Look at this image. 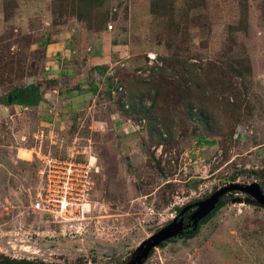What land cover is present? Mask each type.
<instances>
[{"label":"rangeland","instance_id":"rangeland-1","mask_svg":"<svg viewBox=\"0 0 264 264\" xmlns=\"http://www.w3.org/2000/svg\"><path fill=\"white\" fill-rule=\"evenodd\" d=\"M8 1L5 6L0 0L2 60L24 52V61L18 59L14 67L5 68L0 55V258L31 264H123L182 208L230 183L260 185L264 0L246 1L245 27L232 0H207L205 8L192 12L199 16L200 28L182 39L184 44L175 45L189 49L191 63L205 69L208 63H219L224 70L220 61L243 60L251 72L244 82L228 75L232 72L224 73V87L242 83L246 90L241 89V105L233 117L223 116L220 97L212 101L224 133L214 137L215 145L199 143L185 124L176 134L177 144L167 150L151 141L146 124L137 126L122 118L117 104V88L124 92L121 101L125 102V92L147 79L155 65L161 66V58L173 55L162 38L163 21L150 15V0H104L92 14L86 9L73 11L67 0L65 6L53 5L52 0ZM173 1L177 11L186 6L185 0ZM7 8L13 9L12 17L4 15ZM80 17L87 19L85 23ZM104 26L119 36L118 42H126L131 62L117 66L112 62V71L96 78L101 87L96 94L90 90L83 108L68 102L62 117L50 95L33 106L1 103L14 88L40 81V92L56 87L47 83L44 63L57 46L66 55L62 68L73 73L67 88L83 85L92 68L87 43ZM66 33L71 41L65 39ZM48 40L58 45L44 47ZM111 76L112 89L107 81ZM131 76L137 79L133 84H129ZM124 79L129 88L120 85ZM63 162L90 167L87 184L76 186L74 180L58 178L64 177L58 173ZM232 176L234 182L229 180ZM232 193L226 194L225 206L193 239H176L155 248L144 264H264V209L251 198L247 201V195ZM45 196L52 200L51 212L34 210ZM120 248V253H109Z\"/></svg>","mask_w":264,"mask_h":264},{"label":"trees","instance_id":"trees-1","mask_svg":"<svg viewBox=\"0 0 264 264\" xmlns=\"http://www.w3.org/2000/svg\"><path fill=\"white\" fill-rule=\"evenodd\" d=\"M52 1L53 5L59 4V6H65L66 3L65 0ZM232 1L237 2L240 8L239 20L241 26L245 27L247 24V0ZM8 2V0H5L4 5L8 6ZM67 2L70 3V8L73 11L86 9L90 10L88 11L89 14H92V11L97 7H101L100 5L104 0H67ZM206 2L207 0H185L186 6L177 11L175 9L176 3L173 0H150V15L163 21L162 25L165 35L163 34L162 38L165 41L167 40L165 46L168 50H171L170 52L173 54V57L161 58V66L155 65L152 74L147 79L139 80L140 83H135L134 85L139 86L134 87L135 89L133 90L130 88L131 91H128V94L125 92L128 99L125 102L121 101L124 92H121L122 90L119 91L118 88L116 89V92L119 94L117 103L119 105L118 110L122 118L133 122L137 126H142L143 123L146 124L151 141H154L156 145L163 144L165 150L177 144L175 140L176 134L179 129H183L185 124L188 125V130H190L192 135L196 136L195 139L199 143H206L210 146L215 145L216 140L214 137L220 133L224 135V133L222 132L221 122L215 119L213 113L215 112V107L211 103L220 97V100L217 102L219 107H223V116H236V112H239L238 109L241 105L239 104V95L241 89L246 90V86L242 83L234 84L229 82L227 85L229 87V93L225 94L224 90L228 89V87H224L225 77L228 72H232V74L228 75L235 76L234 78L238 77L241 82H244L246 74L251 72V68L243 60L220 61L221 63H225L224 70L222 66H219V63H208L209 69H205L200 63H191V55L188 48L175 46L184 44L185 41L182 39L186 38V36L190 38L200 28L198 24L200 18L199 16H192V12L199 8H205ZM3 13L7 18L12 17L13 9H4ZM78 20L85 23L87 19L80 17ZM104 28L105 26L99 29V31H102V29L105 30ZM55 43L52 40H48V43H45L44 47L54 45ZM0 55L2 60V55H4L2 50H0ZM13 59L17 60L14 61ZM18 59H21L22 62L24 61V52L11 57L10 61L2 60V66L12 68ZM227 69L228 71H226ZM107 71L108 67L101 65L92 67L88 71V79L95 80V83L92 80L90 82L93 93L97 92L99 86V81L96 78L104 77ZM212 73L216 74L214 75ZM112 76L107 79L110 89L113 86ZM124 80L120 81V85L122 87L123 85H127L126 87L129 88L128 85L133 84L137 79L131 76L129 84L126 83L128 82L127 79ZM40 83L41 81L29 86L14 88L10 94L2 99L1 103L3 105L17 104L20 106H33L35 102L42 101V96L46 92L44 90L40 92L42 87ZM47 83L57 86V82L54 79L48 80ZM54 86L50 87L52 88ZM80 91L81 87L74 85L73 91H66L65 94L71 97L75 93H80ZM124 106L126 109H124ZM228 106L233 107L227 109ZM179 109H182V112ZM219 112L222 114L221 111ZM230 131L232 133V130ZM157 166H160L159 161L157 162ZM257 175L261 179L260 186L264 192V173H257ZM229 180L234 182L236 177L232 176ZM232 194H238V192H233ZM224 197L220 199L214 211L200 221L195 231H190L188 235L181 234V239H193L201 227L215 215L216 211L225 206L226 199ZM230 198L234 199L233 195ZM234 200L238 201L241 199L235 198ZM246 200L252 201L248 196ZM173 241L175 239H171L169 242ZM23 263L25 262L12 260L4 256L0 258V264Z\"/></svg>","mask_w":264,"mask_h":264},{"label":"crops","instance_id":"crops-1","mask_svg":"<svg viewBox=\"0 0 264 264\" xmlns=\"http://www.w3.org/2000/svg\"><path fill=\"white\" fill-rule=\"evenodd\" d=\"M110 30L100 31L97 35L95 36L93 35L87 43V47H88L87 50L90 52L89 60H90L92 67H95L98 65L107 66L108 71H112L111 69L114 68L112 67L113 65H111L112 62L116 63L115 66H117L118 64H122V63L125 65L131 62L129 61V59L131 58L130 55L129 54L126 55V52H127L125 49L126 42L124 40H120V42H118V40L116 39V36L118 38L119 36L115 35L114 32ZM65 39L68 41H71V38L68 37V33H66ZM57 45L58 44L55 43L53 46H57ZM80 45H82V42H80ZM60 50H61V47L57 46V48L55 49V52H53L54 54L49 53L47 55L49 60L45 61L44 63V70L46 74L49 76L48 80L53 78L54 80H56L57 86L53 90L44 92L43 98L47 100L48 95L55 98V102H56L55 105L60 108V109H57V111L59 113L61 112L62 117H65L63 115V111H64V108L66 107V104H69L71 102L72 104L71 107L73 108L78 107L79 110L83 108L82 106L85 103V99L86 97L89 96V93H91L90 90H92V87L91 89L87 88V85L90 84L89 81L91 82L92 79L88 80L87 78L85 82L82 83L83 85H79V87H81V91L80 93H75L73 95L74 98H71L72 96L68 97V94H65L66 91H70L69 90L70 87L67 88V85H68L67 82H69L70 78L73 76L72 75L73 73L71 70H68V69L66 70L62 68V63L65 60L66 55L65 53L59 52ZM50 52L52 51L50 50ZM61 55H64V56H62L63 58L61 57L62 59L59 60ZM134 56L135 55L132 54V57ZM50 58H52L53 60L51 61ZM63 77H68V79L63 80ZM74 85H78V84H73V86ZM100 87L101 86H98L97 92L99 91ZM94 94H96V92ZM72 149L73 148H71L70 150Z\"/></svg>","mask_w":264,"mask_h":264},{"label":"water","instance_id":"water-1","mask_svg":"<svg viewBox=\"0 0 264 264\" xmlns=\"http://www.w3.org/2000/svg\"><path fill=\"white\" fill-rule=\"evenodd\" d=\"M230 192H239L250 197L257 205L264 209V192L260 185L256 182L242 185L230 183L219 190L212 193L208 198L198 201L192 205L184 207L181 214H184L188 209L195 208L189 216L188 222L183 224V221L172 220L170 223L159 229L148 239L143 241L131 254L130 258L123 264H144L150 253L155 248L161 246L164 242L179 237L183 231L188 228L196 230L201 220L209 216L215 209L220 199ZM50 246V245H49ZM42 247H47L42 244ZM122 248L115 250L120 253ZM31 264V263H23Z\"/></svg>","mask_w":264,"mask_h":264},{"label":"built area","instance_id":"built-area-1","mask_svg":"<svg viewBox=\"0 0 264 264\" xmlns=\"http://www.w3.org/2000/svg\"><path fill=\"white\" fill-rule=\"evenodd\" d=\"M90 170H91L90 167H86L85 168V167H80L79 165H76V164H74L72 162H65L64 166H61V169L58 172L60 175H62L64 177H59L58 176V178H60L62 180L63 179L70 180V181L74 180L75 182L78 183V185L76 184V186H79V184H87V181L85 180V178H88V174H89ZM82 179H84V180H82ZM62 184L66 185V184H69V183L62 182ZM63 193L65 195L66 194H70V193H67V192H63ZM61 199H62V197H61ZM51 201L52 200L50 198L45 196L44 199H41L40 201H37V203L34 205L33 209L36 210V211L37 210L38 211L46 210V212L50 213L51 212L50 207L53 205V204H51Z\"/></svg>","mask_w":264,"mask_h":264},{"label":"flooded vegetation","instance_id":"flooded-vegetation-1","mask_svg":"<svg viewBox=\"0 0 264 264\" xmlns=\"http://www.w3.org/2000/svg\"><path fill=\"white\" fill-rule=\"evenodd\" d=\"M226 196V195H225ZM224 197V196H223ZM192 205V204H191ZM189 206V205H188ZM217 206V205H216ZM183 209V208H182ZM181 209V210H182ZM181 210L176 214V216L172 219V220H175L176 219V221L178 222V221H180V220H182L183 221V224H186L187 222H188V219H189V216L192 214V212L195 210V208H191V209H188L184 214H181ZM171 220V221H172ZM170 221V222H171ZM200 223V222H199ZM199 225V224H198ZM190 231H192V228H188V229H185L184 231H183V233L185 234V235H188L189 234V232ZM183 235V234H182ZM181 235L179 236V237H177V238H174L175 240L176 239H181ZM170 241V240H169ZM169 241H166V242H164L162 245H165V243H167V242H169ZM161 245V246H162ZM118 250V249H117ZM114 249H109V253H114ZM133 252V251H132ZM151 253H153V250L151 251ZM150 253V254H151ZM150 256V255H149ZM76 264H84V263H82V262H80V263H76ZM120 264H122V263H120Z\"/></svg>","mask_w":264,"mask_h":264}]
</instances>
